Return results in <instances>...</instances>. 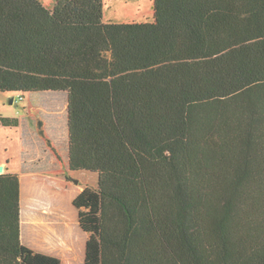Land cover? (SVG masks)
<instances>
[{"label": "trees", "instance_id": "1", "mask_svg": "<svg viewBox=\"0 0 264 264\" xmlns=\"http://www.w3.org/2000/svg\"><path fill=\"white\" fill-rule=\"evenodd\" d=\"M102 7L0 0V92L65 93L68 169L97 175L82 264H264V0ZM19 198L1 174L0 264H60L22 245Z\"/></svg>", "mask_w": 264, "mask_h": 264}, {"label": "crops", "instance_id": "2", "mask_svg": "<svg viewBox=\"0 0 264 264\" xmlns=\"http://www.w3.org/2000/svg\"><path fill=\"white\" fill-rule=\"evenodd\" d=\"M102 22L110 23L105 22L103 18ZM5 94L20 96L15 93ZM28 96H30V105L38 110V117H33L30 121L27 119L13 120V125L20 130L19 165L9 168V161L0 160L2 167L0 175H16L19 180L20 241L22 245L35 253L56 258L60 264H73L76 257L72 255L75 248L71 240V228H73L71 225L76 226L77 223L78 226L77 211H74V216L68 214L70 218L66 217V214L60 213L54 203L53 191L49 189L54 185V178L51 175L57 174V169L62 168V164L65 166V170L61 172L62 185L68 189L73 182L71 178L73 174L68 169L66 158L67 96L65 93L50 92ZM21 97V101L25 100L24 96ZM2 118L4 117H0V119ZM22 180L25 182L26 189H28L27 186L30 190L33 189V197H28L26 192L24 193L21 186ZM79 192L74 191L70 199L73 200ZM76 261L78 260L76 259Z\"/></svg>", "mask_w": 264, "mask_h": 264}, {"label": "rangeland", "instance_id": "3", "mask_svg": "<svg viewBox=\"0 0 264 264\" xmlns=\"http://www.w3.org/2000/svg\"><path fill=\"white\" fill-rule=\"evenodd\" d=\"M46 9L51 10L56 0H38ZM102 18L105 22L120 23H146L153 21V0H102ZM14 98L13 104H10V98ZM25 100L19 101L17 96L0 92V117L10 118L11 120L27 119L30 121L33 117H38V110L30 105V96L25 95ZM21 149L20 130L17 126H0V160L10 162L9 168H15L19 165ZM57 170V174L51 175L54 178V185L49 189L53 191L54 203L59 208L60 213L74 216L75 209L71 205L70 199L74 191L83 190L88 187L95 189L97 186V175L92 173H73L72 183L68 189L62 185V171L65 170L64 164ZM24 193L28 197H33V189L24 187V180L21 181ZM81 190V191H82ZM23 193V194H24ZM23 207L25 205L24 195L22 198ZM30 203V201H29ZM32 203V200H31ZM69 214V215H68ZM74 219V218H73ZM76 219V216H75ZM77 222V219H76ZM71 240L74 244L73 264H82L84 259L85 234L76 226L71 225ZM75 228V229H74ZM71 254V253H70ZM76 259L78 261H76Z\"/></svg>", "mask_w": 264, "mask_h": 264}, {"label": "water", "instance_id": "4", "mask_svg": "<svg viewBox=\"0 0 264 264\" xmlns=\"http://www.w3.org/2000/svg\"><path fill=\"white\" fill-rule=\"evenodd\" d=\"M13 99H14L13 97L10 98V101H9L10 104L13 103ZM1 172H2V167L0 166V173H1Z\"/></svg>", "mask_w": 264, "mask_h": 264}, {"label": "built area", "instance_id": "5", "mask_svg": "<svg viewBox=\"0 0 264 264\" xmlns=\"http://www.w3.org/2000/svg\"><path fill=\"white\" fill-rule=\"evenodd\" d=\"M18 100L21 101L22 100V97L21 96H18Z\"/></svg>", "mask_w": 264, "mask_h": 264}]
</instances>
